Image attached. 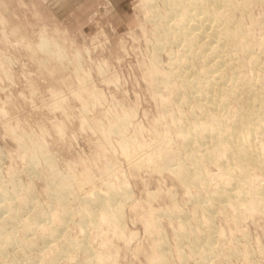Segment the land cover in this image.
<instances>
[{
  "label": "rangeland",
  "instance_id": "obj_1",
  "mask_svg": "<svg viewBox=\"0 0 264 264\" xmlns=\"http://www.w3.org/2000/svg\"><path fill=\"white\" fill-rule=\"evenodd\" d=\"M156 4L162 14V0ZM143 6L141 0H0V264H83L86 252L66 239L103 256L92 264H157L158 243L166 264H264V197L251 211L215 204L206 213L193 198L198 187L175 173L183 164L195 174L180 134L205 118L188 82L203 79L213 62L201 59L206 39L186 49L172 20L155 19ZM233 13L252 33L257 60L239 51L221 70L229 76L237 69L236 80L254 83L264 101V0ZM154 61L159 72L152 77ZM228 81L222 94L228 105L217 114L230 119L237 107L248 109L242 101L248 92L246 82ZM125 114L124 139L149 153L155 133L166 136L172 152L166 166L173 170L131 164L122 137L108 132ZM35 141L40 145L30 148ZM201 167L209 184L202 194L226 179L217 164ZM247 175L264 196V169ZM109 187L121 196L125 187L121 233L99 215L97 198L95 223L80 216L86 196Z\"/></svg>",
  "mask_w": 264,
  "mask_h": 264
},
{
  "label": "bare ground",
  "instance_id": "obj_2",
  "mask_svg": "<svg viewBox=\"0 0 264 264\" xmlns=\"http://www.w3.org/2000/svg\"><path fill=\"white\" fill-rule=\"evenodd\" d=\"M156 1L157 0H141L144 4L143 7L147 9V13L149 12L148 14L153 18L172 20L171 24L181 30L182 33L180 34H184V36H181L184 37L183 44L186 49L189 50L194 46L193 42H195L194 40L196 38L204 37L206 40H204V48H202L205 49V57L201 55L203 52L199 55L202 56L201 59L205 58L207 60L206 62L213 60L210 64L206 63V67L203 66L205 67L203 71L205 77L203 79L197 77V79L194 78V81L188 82V84H190L189 90L191 93H194L193 97L196 99L195 104L199 106V108L206 110L205 115L202 116L205 117L203 122L197 127L195 125V130H185L180 134L185 145L186 159L190 167L194 168L195 174L193 173L190 175L183 164H179L174 168L176 169L175 173L182 182L187 184L192 183L198 187V191L193 198H195L196 202H200L199 205L202 206L206 213L210 211L212 206L215 207V204H219V207L230 205L237 210L243 208H247L250 211L254 210L258 207V203L262 202L264 197L262 196L263 188L260 185H253L247 173L252 169H264L263 93L260 94L261 92H255L254 94V83L247 82L243 78L236 80L234 74L237 69H233L231 74L227 76L223 74L224 70H221V67H223L225 63L227 64L228 60H233L234 54L239 51L247 57L249 55L252 62L256 63L257 59L251 54L255 45L252 40V33L249 32L247 28L243 27L239 18V20H236V15L233 12L236 11L237 13L238 9L242 10V12H248L251 10L253 3L257 0H162L164 5L162 14H159L156 10ZM176 27L174 28L176 29ZM239 67L238 69H240ZM158 72V67L154 61L150 67V74L152 77H155ZM162 76L169 77L168 72H164ZM228 79L232 80L234 82L233 84H242L246 82L247 86L245 87L248 92L246 99L242 100L246 102L248 109L245 111L237 107L233 113H231V116L229 115L230 119L227 115L224 116L225 114L223 116L217 114L218 112L222 113L228 105V102L225 103L222 97V94L224 95L227 90L224 89L225 85L223 84L226 80L228 81ZM199 82L200 84L202 83L201 86H199ZM233 84L231 85L232 87L235 86H233ZM227 87L229 88L228 85ZM232 87L230 89H232ZM234 89L235 88H233V91ZM216 91L220 95H216ZM228 93H230V91ZM234 94H236V92L233 93V95ZM232 97H235V95ZM225 99H227V97ZM128 120V114L118 117L117 122L109 126L108 132L122 137L120 149L124 155L132 160H129L131 164L140 167L150 166L155 170H173V168L166 166V161L172 154L171 149L167 145L169 141L168 138L162 136V134L159 135V133H155L156 143H151L152 150H149L150 152L147 153L144 150L145 146L143 148H140L141 146L136 147L138 145H136L137 143L135 144L132 139H124L123 131L125 130ZM39 145V142L35 141L29 144V147L35 148ZM139 150L141 152H139ZM142 151H145V153H142ZM139 153H142V156H139ZM202 162L217 164L221 167V171L226 176L224 180L215 179L213 181L212 190L206 194H202V191H207L206 189H208L209 184L207 173L204 171L203 167H201ZM54 176L56 175L54 174ZM89 179V176L86 177L87 182ZM70 182L71 178L65 180L64 184H61L63 189H65ZM122 190H124L123 192L121 191L122 194L125 195V187ZM119 194L120 189L118 190L115 187H109L104 194L103 192L96 193L95 190H92V192L86 196L87 203L83 204L79 210L80 216H82L84 222H86L87 225L95 223L92 212V202L94 198H97L95 200L99 202V215L111 223V226L117 233H121V208L124 203L122 198L124 195L121 196L120 194L122 200L116 201L117 199L115 198ZM148 215L146 223L151 221L150 213ZM48 230V234H54L55 236L56 232L54 233L53 229ZM181 231V235L186 233L182 228ZM9 239H12L11 235L8 238V241H11ZM66 242H75V246L71 243V245H73L72 247L78 246L86 252L87 259L82 261L83 264L100 263L102 260L103 256L101 254H97L95 250L90 251L81 241L66 239ZM194 244L196 246L198 245L196 243ZM195 247H193L194 251L198 249L199 246H197L196 249ZM157 248L161 250V253L156 255L157 264H166L162 254V244L158 243ZM60 249L62 250L61 246L58 251H60ZM67 249L68 248H66V250ZM66 250L64 249L62 251L66 252ZM71 259L73 262L74 258L69 256V262H71Z\"/></svg>",
  "mask_w": 264,
  "mask_h": 264
}]
</instances>
